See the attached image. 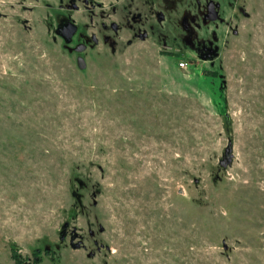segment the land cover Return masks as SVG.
Here are the masks:
<instances>
[{"label":"rangeland","instance_id":"374dc122","mask_svg":"<svg viewBox=\"0 0 264 264\" xmlns=\"http://www.w3.org/2000/svg\"><path fill=\"white\" fill-rule=\"evenodd\" d=\"M158 3L0 0V264H264V0L207 60Z\"/></svg>","mask_w":264,"mask_h":264},{"label":"flooded vegetation","instance_id":"af4514ba","mask_svg":"<svg viewBox=\"0 0 264 264\" xmlns=\"http://www.w3.org/2000/svg\"><path fill=\"white\" fill-rule=\"evenodd\" d=\"M158 2L156 14L159 20H171L176 13L177 20L174 26L181 31L183 45L204 60L211 59L219 52L220 35L217 31L220 27L228 24V21L225 20L228 10H234V15L247 16L246 12L236 5L237 0H158ZM132 20H136V17L132 16ZM112 24L110 26L103 24L102 29L105 32L113 31ZM118 31L119 27L117 32H113L116 34ZM143 34H146V39L145 31L143 33L133 32L132 36L145 40L140 38ZM103 40L105 43H111L109 35L104 36ZM82 42L86 43V48H88V46L97 45L98 39L97 43L87 42L86 39L79 43ZM128 44L130 45L131 41Z\"/></svg>","mask_w":264,"mask_h":264},{"label":"water","instance_id":"95a60500","mask_svg":"<svg viewBox=\"0 0 264 264\" xmlns=\"http://www.w3.org/2000/svg\"><path fill=\"white\" fill-rule=\"evenodd\" d=\"M111 27H112L114 32H117L118 26L115 23H113ZM77 30H78V26L73 21H67L64 24L59 25L57 27L56 34L64 40V43L66 45H69L72 43L73 37L76 34ZM235 34H236V32H235ZM145 35L146 34L141 35L140 38L145 39ZM91 41H93L94 43H97V38L94 35H92ZM85 49H86V45L83 43H79L75 46L73 51L81 54L85 51ZM76 62H77V66L79 67V69L82 70L86 67V62H85V59L83 57L78 56ZM232 160H233V155L231 152V147H229L226 149L225 155H224L223 159L220 161V166L223 168H227L232 163ZM65 235H66L65 231L63 230L61 233V239H60L61 241L64 240ZM74 239H75L74 237L71 238V240H72L71 244H72L73 249L80 248L81 247L80 243H77V244L73 243Z\"/></svg>","mask_w":264,"mask_h":264},{"label":"built area","instance_id":"2783aa9c","mask_svg":"<svg viewBox=\"0 0 264 264\" xmlns=\"http://www.w3.org/2000/svg\"><path fill=\"white\" fill-rule=\"evenodd\" d=\"M185 64H182V66H184Z\"/></svg>","mask_w":264,"mask_h":264}]
</instances>
